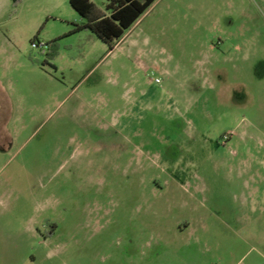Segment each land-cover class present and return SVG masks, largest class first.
I'll return each mask as SVG.
<instances>
[{"label":"rangeland","instance_id":"obj_1","mask_svg":"<svg viewBox=\"0 0 264 264\" xmlns=\"http://www.w3.org/2000/svg\"><path fill=\"white\" fill-rule=\"evenodd\" d=\"M86 22L0 0V264L264 262V0Z\"/></svg>","mask_w":264,"mask_h":264},{"label":"trees","instance_id":"obj_2","mask_svg":"<svg viewBox=\"0 0 264 264\" xmlns=\"http://www.w3.org/2000/svg\"><path fill=\"white\" fill-rule=\"evenodd\" d=\"M22 0H13L14 4ZM156 0H107L105 10L97 8L92 0H70V4L87 22L82 29L90 30L109 46L116 47L126 33L150 10Z\"/></svg>","mask_w":264,"mask_h":264},{"label":"crops","instance_id":"obj_3","mask_svg":"<svg viewBox=\"0 0 264 264\" xmlns=\"http://www.w3.org/2000/svg\"><path fill=\"white\" fill-rule=\"evenodd\" d=\"M13 111L14 109L12 107V104L8 100H5L2 104H0V116L3 118L4 121L11 120ZM249 204H250L251 211H254V212L259 211V210L264 211V193H262L261 195L259 194L258 196H255L252 200H250ZM262 258L264 260V255ZM252 264H255V263H252ZM261 264H264V262H262Z\"/></svg>","mask_w":264,"mask_h":264}]
</instances>
